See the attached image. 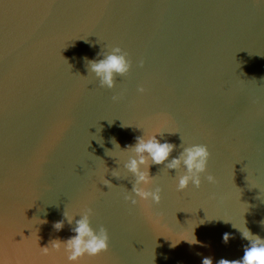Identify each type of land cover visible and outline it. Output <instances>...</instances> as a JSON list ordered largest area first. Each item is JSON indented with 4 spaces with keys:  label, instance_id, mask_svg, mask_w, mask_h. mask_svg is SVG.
<instances>
[{
    "label": "water",
    "instance_id": "obj_1",
    "mask_svg": "<svg viewBox=\"0 0 264 264\" xmlns=\"http://www.w3.org/2000/svg\"><path fill=\"white\" fill-rule=\"evenodd\" d=\"M113 46L132 66L108 89L87 62ZM154 134L169 161L207 145V170L177 191L183 165L150 164L160 203L132 205L122 150ZM86 207L109 248L70 262L50 242ZM261 220L264 0H0V264H217Z\"/></svg>",
    "mask_w": 264,
    "mask_h": 264
},
{
    "label": "clouds",
    "instance_id": "obj_2",
    "mask_svg": "<svg viewBox=\"0 0 264 264\" xmlns=\"http://www.w3.org/2000/svg\"><path fill=\"white\" fill-rule=\"evenodd\" d=\"M97 55L103 58L99 60H89L87 62L88 72L91 71L94 73L101 87L112 89L115 87L116 77L124 76L129 72L132 61L128 58V53L119 46H113L110 50L102 51ZM143 63V60L139 61L140 66H143ZM137 91L143 93L145 89L143 86H138ZM120 98L121 97L117 95L112 96L114 101ZM156 134L148 138H145L144 135L136 137V143L134 145H128L122 150L131 151L134 154L129 156L124 164V168L132 173L134 177L131 191L124 196V199L130 201L132 205H136L138 200L150 202L151 204L160 203L161 188L158 186L154 189L148 187L152 184L153 178V176L149 174L150 164L159 165L167 161L166 167L175 170H179L181 165H183V174L177 176V191L186 189L190 182L194 187L199 188L201 185V174L205 173L207 170L210 157L207 145L191 144L190 146L183 147L180 154L169 161L168 157L176 145L167 141L161 143L157 140ZM113 143L115 147L120 149L119 144L116 143L115 140H113ZM111 174L114 177H119L115 169L112 170ZM205 179L210 184L216 183V178L211 173H208ZM102 183L107 187L112 185L111 182L105 178ZM92 211L90 207H86L82 213L79 214L80 219L75 221L76 226L71 229L75 235L70 236L64 241L56 239L50 242L52 248L56 250H60L63 246V250L70 262H78L85 256L94 257L108 251L109 236L107 229L103 225H101L98 230L92 228L90 224V215ZM63 215L69 224L73 222V215H68L66 211ZM260 223L264 225V220H261ZM63 226V220L54 224V228L57 231H60ZM241 235L242 239L248 241V244L243 248L242 257L236 260L220 259L217 264H264V238L253 234L246 227L241 231ZM228 239L229 234L225 233L224 241L227 242ZM44 251L47 252L48 248L44 247ZM202 264H213L212 258H203Z\"/></svg>",
    "mask_w": 264,
    "mask_h": 264
}]
</instances>
